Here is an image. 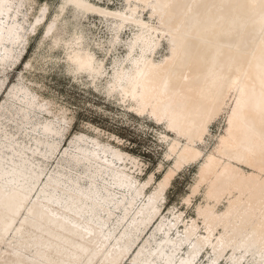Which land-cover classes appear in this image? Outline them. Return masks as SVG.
<instances>
[{"label": "bare ground", "instance_id": "6f19581e", "mask_svg": "<svg viewBox=\"0 0 264 264\" xmlns=\"http://www.w3.org/2000/svg\"><path fill=\"white\" fill-rule=\"evenodd\" d=\"M126 1L124 9L112 10L63 0L40 47L48 41L49 51L64 54L74 75L93 83L107 76L106 69L78 32L59 31L65 7L112 20L116 40L125 27H134L107 92L134 116L166 127L173 137L160 138L168 143L170 166L160 181L150 176L139 182L125 172L130 166L137 174L142 166L131 155L94 141L92 150L78 147L77 161L107 170L113 194L105 188L104 195L96 186L98 167L82 187L63 173L45 175L21 156L10 160L12 143L5 158L0 137V264H264V0ZM32 6L31 0H0L1 65L46 18L39 7L25 29L20 20ZM162 39L168 53L156 59ZM24 99L28 107L38 106L27 92ZM224 114V133L205 153L208 129ZM42 129L45 138L53 131L50 124ZM195 165L194 183L180 202L189 208L201 192L203 202L187 218L177 206L167 209L164 200L176 176Z\"/></svg>", "mask_w": 264, "mask_h": 264}, {"label": "rangeland", "instance_id": "374dc122", "mask_svg": "<svg viewBox=\"0 0 264 264\" xmlns=\"http://www.w3.org/2000/svg\"><path fill=\"white\" fill-rule=\"evenodd\" d=\"M89 1L112 10L124 9L127 4L126 0ZM31 2L33 8L25 18L26 21L20 20L25 29L32 22L39 7L46 9V18L36 32L25 35L19 48L16 46L13 49L14 58L7 59L5 65L0 64L1 154L6 155L5 158L10 157L13 161L24 158L36 170H44L45 175L63 173L64 176L79 181L82 187L88 185V177L93 174L90 170L94 171L98 167L100 173L97 176L99 181L97 180L96 186L104 195L107 194L105 188L107 190L110 188L113 194V187L109 185L110 180L104 167H99L94 163L91 167L84 166L85 163L82 160L81 163L77 161L80 156L75 157L78 147L82 150H92L93 143H97L99 147H104L106 150L119 149L131 155L137 161L138 166L142 165L141 168L139 166L141 171L139 170L134 175L131 174L130 166L128 170H125L139 182L146 181L150 176H153L154 183L160 181L163 173L170 166L166 158L168 143H163L160 137L166 135L172 138L173 136L168 134L164 125H157L150 117L134 116L127 107L120 104L116 94L110 95L107 92L108 76L114 62L123 59L126 55L127 44L133 37L134 27H125L119 32L116 40L113 39L112 20L106 21L91 15H83L81 11L69 5L65 7L60 18L62 22L58 25L59 31L78 32L83 37L84 47L94 55L95 59L102 61L106 69V77L91 83L89 78L74 75L70 71L64 54L50 52L48 41H44L43 46L40 47L49 20L58 12L63 0H31ZM141 18L147 21L150 19L147 11L141 13ZM152 22L156 24L157 21L152 20ZM45 23H47L46 26ZM112 40L114 44L111 46ZM157 52L156 59L168 53L167 39L161 40ZM25 92L35 96L38 106L31 108L26 105ZM41 104L49 109L50 114L40 107ZM225 119L226 114L209 127L205 140L201 144L205 153L212 151L219 137L224 133ZM45 123L50 124L53 130V133L48 134L46 138L43 134L47 133H44L42 129ZM10 143L16 149L13 153L7 148ZM50 146H53L55 152L54 150L52 153L47 152ZM6 153H11V155L7 157ZM107 155L113 160L108 152ZM116 166L119 167L115 165V168H118ZM196 171L197 165L185 168L176 176L165 194V207L168 209L171 206H177L187 218L194 217L196 207L203 202L202 192L192 199L189 208H185L180 202L194 183ZM154 187L155 185L152 188ZM149 191L150 188L147 192ZM117 197H120V194ZM126 197L129 198V194L126 193ZM154 234L155 239H158L159 236ZM206 260L207 258L203 260V263Z\"/></svg>", "mask_w": 264, "mask_h": 264}]
</instances>
